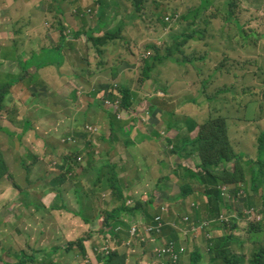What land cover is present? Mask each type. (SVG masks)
Returning a JSON list of instances; mask_svg holds the SVG:
<instances>
[{"label":"rangeland","instance_id":"1","mask_svg":"<svg viewBox=\"0 0 264 264\" xmlns=\"http://www.w3.org/2000/svg\"><path fill=\"white\" fill-rule=\"evenodd\" d=\"M35 1L37 10L42 8L44 12L48 11L50 2L54 1V4L49 18L43 15V20L41 18L37 20L38 25L43 22L44 25L41 27L44 30L23 31L21 40L24 44L32 43L33 45L32 38L37 35L41 38L40 52L23 57L29 62L33 60L42 62L45 54L53 52L50 47V39L45 37V33L49 30V35L52 33L60 35L59 28L66 34H69L71 29H77V32L82 33L85 29L93 28L98 18L94 9L97 1L102 2L103 7L106 8L104 17L109 18L108 26L101 29L100 36L107 31L112 32V28L117 27L119 21H124L125 27L121 40L109 42L105 46L103 55H98L96 52L98 47L96 48L97 56H93V66L95 65L96 68L94 72L93 70L88 72L82 81L76 83L75 86L60 85L59 93L56 92V94L47 86L43 91H36L38 95L50 101L45 100L43 103L40 101L41 99L33 95L29 88L32 83L18 82L13 79L12 97L4 103V111H0V127L4 129H0V152L4 159L10 163L8 164L10 166L9 179L2 180L5 187L0 190L1 192L8 189L7 195L0 200V255H2L1 248L5 241L14 245L11 249L12 252H16L17 249L13 243H17L15 238L14 240L6 239L5 235L12 233L13 236V232L17 231L18 233L26 232L31 239L36 235L41 237L40 231L54 228V224L61 216L66 217L72 214V211L78 212L79 203H83L84 211L91 220L98 219L100 215H106L105 211H111L115 205L112 189L107 187L106 190L103 185L97 186L94 185V182L98 178L95 170L104 167V183L106 185V182L112 177L107 168H112L113 163L119 169L117 174L119 187L125 185V188L131 192V196L125 195L126 206L133 208L136 202L145 201L142 207L134 211V216H130L131 221L127 224V228H122L119 231L123 236L113 239L115 245L117 242L121 243L122 240L126 241L129 238L128 232L132 225L139 226L140 231L146 233L145 237L137 236L136 240L131 239L130 246L120 245L123 252H118L119 254H132L128 264H139V259L140 264H170L168 259L160 258L154 249L150 248V242H147L150 235L142 226V224H151L154 218L162 212V208H164L163 221L165 224L166 221L169 222L167 226L170 229L166 230L160 239H157L161 240L160 246L171 242L175 248L184 247L179 252L180 256L175 264H193L195 255L200 257L197 264H224L218 257H213L209 253L214 244L213 239L223 237L224 234L225 238H229V243L223 248L218 247L217 250L231 251L234 256L245 257V261H247L252 247L250 244L241 246L240 242L248 240L250 224L258 221L260 217L259 213L255 211L248 221L244 220L249 213L245 209L248 206L243 200L247 193L242 188L243 184L237 186L234 183L228 185L226 183L220 187L219 190H222L226 208L225 212L219 213V215L212 212L215 205L214 203L211 205L204 194V184L194 183L195 193L182 202L180 186L185 183L179 178L170 176V171L178 168L180 175L185 173L179 168V164H181L185 168L191 166L194 172H198L193 167L195 163L191 161L193 165H189L188 160L178 162L175 156L170 154L171 146L167 145V141L159 143L158 146L155 141L142 140L140 142L141 138H137L133 134L135 130L138 131V134L141 133L142 129H147L150 132H162L164 125L158 110L161 105L168 111L167 113L173 115L175 121L182 122L185 118L192 116L196 108L195 99L201 102L207 97L216 96L215 99L209 100L211 104L208 105V110L201 120H207L210 116L226 119L229 126L230 148L234 154L235 152L236 154L244 153L247 155L245 158L248 161H252L254 157L258 156L259 141L264 137V0H250V4L254 8L253 11L243 6V0H216L211 10L206 13L207 15L215 14L212 19L215 27L212 31L214 44L219 47L218 42H225L224 48L226 49L225 52L214 57V60L199 64L206 67L202 77L209 76V93L207 95H202L196 90L202 87L201 82L193 83L200 76L196 73H191L189 77L187 75L189 63L187 57L190 56L188 43L185 45V49L182 47L175 53V57L187 61L186 65L176 66L169 61L168 65L171 64L170 68L173 70L163 71L164 78L158 73L150 74L148 78L144 74L146 64L149 63V59L145 58L146 53L154 54L151 50L148 52L145 50L155 45L159 47L158 51L161 54L165 53L167 49L166 34L168 33L169 37L175 27L183 24L181 17L183 9L198 6V0H190L188 6H186V1L182 3L183 0H144L145 5L140 13L135 11L129 0H91L94 3L87 2L88 0H79L80 5L77 4L78 0ZM245 8L250 11L246 13ZM113 11L117 12V18L111 23ZM176 14L180 16L177 22L166 21L167 17L171 18ZM192 14L194 15V12L191 13V16H193ZM227 15L230 17L228 18ZM223 22L228 25H224L225 28L222 32L220 28ZM244 22L247 23L246 26L253 24L252 28L258 36L252 40L250 46L245 48L241 47L239 43V38H242L240 34L242 27L240 30L239 26ZM81 36L84 35L80 34V41H76L72 50L73 55L78 59L85 56V61L90 62L89 57L92 56V53H87ZM5 42V40H0V48ZM42 46L45 49H42ZM8 48L6 47V50ZM27 52L30 51L25 49L20 53L27 54ZM105 61L107 62L103 64ZM15 65L8 63L7 71H11ZM25 70L29 72H23L24 77L36 71L29 69L28 66L25 67ZM168 80H170L169 89L166 82ZM8 81L9 79L6 77H1L0 87L6 85L5 83ZM191 82L195 85L194 87ZM121 86L129 89L132 94L133 100L129 110L123 107V96L118 94ZM73 91L84 97L85 101L83 102L86 103V106L79 102L80 98L79 100L75 98L77 95ZM112 91H115L114 94L117 95L113 100L109 98ZM61 99H63V103H58L62 101ZM51 100L55 102L52 103ZM67 100L69 106L64 105V101ZM89 105L92 107L90 116L84 117L83 111ZM212 109L216 111L213 113ZM31 118L39 121L40 128L35 124L34 127L38 134L47 137L50 143L48 150L44 149L41 162L36 167L42 180L34 184H30L29 179L26 178L25 167L19 168L22 160L19 153L24 149V145L17 140V133L24 130L23 123ZM113 121H121L124 127L131 123L134 128L128 130L125 127L126 135H123L118 130V126L112 128ZM137 124L139 126L135 128ZM180 126L184 127L183 124ZM74 130L86 132L87 137L75 136L76 139H74L67 136ZM183 134L190 137L196 136L195 133L188 134L187 130H184ZM163 135L172 139L171 137L175 134L170 135L163 131ZM134 141H136L135 145L127 144ZM220 147L221 144L218 145V149ZM66 154L71 155L75 160V163L72 162L74 172L69 175L75 174L77 178L69 180L67 185L63 186L60 198H56L55 195L52 204L45 206L41 198L50 192L47 188L51 187V179L57 175L53 174L54 171L51 170L57 164V160L54 158ZM92 156L93 163L90 160ZM165 157H169V163H172V166L161 164L166 161ZM89 161L91 165L90 163L87 165ZM196 161L198 164L199 161ZM150 164H152V170L148 169L147 171L146 166ZM85 166L90 167L89 173L85 172ZM230 166L234 167V162ZM160 169L165 174L160 175ZM239 175L244 178V187L250 184L251 174L247 167L238 169ZM168 176L171 180L168 179ZM80 179L86 182L82 192L74 183ZM8 180L13 184L17 183L24 191L16 192L8 185ZM189 181L193 182L195 179ZM261 196L264 198V190ZM17 204L20 205L17 206ZM55 204L60 208L56 213H52ZM62 205H65L67 209L61 208ZM151 205H155V208L158 207L159 210L153 209ZM17 207L21 217L20 221L17 220L19 219L16 212ZM32 209L35 210L32 214H37L28 220ZM260 210H262V206L258 208V211ZM196 211L200 212V216L195 219ZM181 216L182 218H180ZM232 217L240 218L237 220V230L226 226L225 219ZM33 218L36 220L34 223ZM144 218L151 220L145 222ZM30 220L33 223L31 226L28 225ZM13 222L24 224H22V228L16 229ZM192 222H200V224L193 226ZM33 225L37 226L36 235L31 230ZM73 227L74 232L69 230L71 237L78 232L83 235L84 227L80 218L75 219ZM94 231L102 233V229H97V223ZM102 234L105 236L104 233ZM152 240H156V238L153 237ZM6 248L8 249L7 246ZM10 254L9 252V256ZM6 260L9 261V257ZM87 261L90 260L87 259ZM82 263H84L83 260H78L74 264Z\"/></svg>","mask_w":264,"mask_h":264},{"label":"trees","instance_id":"2","mask_svg":"<svg viewBox=\"0 0 264 264\" xmlns=\"http://www.w3.org/2000/svg\"><path fill=\"white\" fill-rule=\"evenodd\" d=\"M132 2L135 11L140 13L142 11L143 6L145 5L144 0H129ZM216 0H205L202 2L199 11L195 10L193 16L191 14L182 15V22L184 24V31L176 30L175 27L174 30H172V34L165 39L166 41V51L165 53H160L158 51V46H151L150 48L146 49L145 52L152 51L154 54L146 53V59H149V63L146 64V69L144 71L145 77L148 78L150 74L158 73L162 78L164 76L162 75V72H169L173 69L170 68V65H168V62H172V64L176 66H184L187 64V61L180 60L178 57H175V53L177 50H180L182 47L185 49V45L188 43L189 45L191 42H194L195 44H198L196 46L190 45V50L193 49V55L187 57L188 58V69H187V75L190 76L191 73H196V75L200 76L196 78L194 84L201 82L202 87L200 89H196L200 94L207 95L208 92V86H209V76L202 77V73L206 69L205 65L200 66V63L203 62H210L214 59L212 55H206L202 54L206 49L207 46L204 44L207 40L208 36L211 37L212 40H214V36L212 31L215 29L214 24L212 22V19L215 17L214 13H210L207 15L206 13L211 10L214 2ZM87 2L94 3L91 0H88ZM94 9L96 10L97 15V22L95 26L91 29H85L82 33L76 32L73 33L74 38H79L80 34L84 35L85 41L83 42L87 53H92V56L89 57V61L87 62L86 57H81V59H78L77 56L73 55L72 50L74 49V42L71 41L69 34L64 33V31L59 28V31L61 34L59 35V38L57 41H55V48H53L50 44V47L52 48L53 52H50L48 54L44 55V60H42L41 64L45 65L44 67L40 66L38 63L40 61L35 60L34 65L37 70L36 77L32 76H13V73L6 72V78L9 79L8 82H6V85H3L0 87V111H4V103H6L8 95L12 92V86H13V79H16L18 82L23 81L25 79H29V82H32L35 84L34 87L31 88L32 94L35 95L37 98L41 99V102H45V100L50 101L49 99H45L44 97H41L37 94L36 91L38 90H45V86H47L52 92L56 94V92L59 93V86H75L76 83L82 81L86 74L90 71L96 68V66H93L94 57L98 55H103L105 53V46L109 44V42H115L117 40H121L122 38V32L125 27L124 21H119L117 27L112 28V32L107 31L102 36H100V31L103 27L108 26L109 18L106 19L104 17L106 8L103 7L102 2L99 3L97 1L95 3ZM250 10H247L249 12ZM117 12H112V20H115L117 18ZM204 16V17H203ZM228 18L230 15H227ZM200 19V20H199ZM179 19L174 20V22H177ZM191 20V21H190ZM244 22L243 24H245ZM182 24V25H183ZM181 25V26H182ZM247 25V23H246ZM179 26V27H181ZM240 30L242 27V30L240 32L242 36V43L244 41V45L247 44L251 38L257 37L255 32H251L250 35L246 34V27L243 28V25H240ZM225 26L220 28V30L223 32ZM95 34V35H94ZM82 43V42H81ZM225 43V42H222ZM98 47V48H97ZM97 48V50H96ZM103 48V49H102ZM42 49H45L42 47ZM188 49V48H187ZM96 50V52H95ZM225 48L224 51L225 52ZM222 52V53H223ZM68 54V58L65 57V54ZM197 53H200V56L197 55ZM59 55L57 59H53L51 57L52 55ZM8 59V58H7ZM107 61L103 62L106 63ZM2 63H0V77H2L1 69ZM45 67H48V69L52 70L51 72H45L43 73V69ZM134 67V66H132ZM192 67V70H190ZM41 73V74H40ZM36 74V72H34ZM191 81V79H190ZM167 86L169 89L170 80L166 81ZM192 84V82H191ZM192 84L194 87L195 85ZM121 90H118V94L123 96V107L126 110H129L132 104V94L130 93L129 89L124 88L123 86L119 87ZM74 94L76 93L77 97L80 98L79 102L82 104L86 103L84 97H81L80 93H77L76 91H73ZM115 91H112L109 94V98L111 100L114 99L117 95L114 94ZM215 99L216 96L207 97L204 101L199 102L197 99L194 100V103L196 104V108L192 113V116L189 118H185L184 121L178 122L175 121L173 115L170 113H167L168 111L163 108V106H159L158 110L160 111V116L162 118L163 122V130L161 133L159 132H148L145 130V133L147 135V139L155 141V143H166L167 145L171 146V155L175 156V158L178 160V162L181 161H189V165H193L191 161L195 163V169L198 172H194L192 170V167H183L181 164H179V168L185 172L183 174H179L178 168L174 169L173 171H170V176H173L174 178H179L180 180L184 181L185 184L180 186L181 189V196L180 199L182 202H185L190 196H192L195 191L193 190V184L199 183L204 184V194L209 199L211 205H215V208H212V212L219 215V213L225 212L226 204L223 202L222 198V190H219L222 185H225L227 183H234L237 186L240 184H243V189L247 191L246 195L244 196L243 200L247 204L248 207H245L246 211L249 213L248 217L244 218L245 221H248L251 214L257 211L259 213V220L255 221L250 224L248 228V235L249 238L246 241H241L240 245L244 246L245 244L251 245V252L249 254L248 260L245 261V257H236L234 256V253L231 251H219L217 250L218 247L223 248L229 243V238H225V234L223 237H217L213 239V246L211 247L210 254L213 257H218L220 260L224 262V264H264V198H262L261 193L264 190V137L260 138L259 141V154L258 156L254 157L252 161L246 160L244 153L234 154L233 150L230 148L231 141L229 139V126L227 125V120L223 118H212L211 116L207 119L202 121L200 118L201 113H205L208 110V105L210 99ZM62 101H59L58 103H63ZM52 103L55 101L51 100ZM68 100L64 101L65 106L68 105ZM94 105V104H93ZM95 106V105H94ZM92 110V107L89 105L84 111L83 115L84 117H89L90 112ZM213 113L216 111L212 109ZM158 114V113H157ZM34 118H31L28 121H25L23 123L24 130L20 131V133H17V140L19 143H22L24 145V152H23V159L22 164L26 169V178L29 179L30 184H34L37 181H41L42 177L39 175L38 170H36V167L39 166L44 149L47 151L50 147V143L47 137L40 136L34 127V124L37 125L38 128H40V124L38 123ZM141 122V120H140ZM180 124H183L184 127H181ZM236 125V124H234ZM118 126V130L123 133V135H126L125 127L128 130H132L134 127H132V124L129 123L127 125L121 124V121H113L112 122V128ZM138 124L135 126V128H138ZM143 126V125H142ZM28 127V129H27ZM140 128V127H139ZM0 129L4 130L0 127ZM187 130L188 134L195 133L196 136L190 137L189 135H184L183 131ZM163 131L165 133L175 134L172 139H168V137H165L163 135ZM86 132H79V131H72L67 136L70 138L76 139L75 136H84L87 137ZM154 133V134H153ZM179 133V134H178ZM15 134V133H13ZM140 142L142 140H145V137L139 136ZM136 144V141L134 142H128L127 144ZM217 143V144H216ZM221 144L220 149H218V145ZM195 157V158H194ZM166 161L161 164H165L166 166L170 167L172 166V163H169V157H165ZM57 160V164L53 167L52 170L54 171L53 174H57L52 178L51 181V192L53 194H56V198H60L62 195V188L63 186L67 185L69 180H75L77 178V175L75 177V174L69 175L73 171V163H75V160L72 159V156L69 154H66L61 157L54 158ZM91 163H93L94 159L93 156L91 157ZM199 163L197 164V161ZM236 160V161H234ZM73 162V163H72ZM234 162V167H231L230 164ZM90 161L87 165H89ZM90 163V165H91ZM72 165L70 169L66 168V165ZM248 168L250 174H251V182L249 185L245 186V181L243 176H238V169H245ZM88 166H85V172L89 173ZM235 171H233V169ZM109 173L112 175L109 181L106 182V185L104 183V167L98 168L95 171L97 172V180L94 182V185L100 186L103 185L104 189L107 190V187L112 189V198L115 201V205L113 206V209L111 211H105L106 215H101L105 218L103 227H102V233L105 234V238H109V231H113L115 234V237H121L122 232L117 231L119 227L121 228H127V224L122 221L123 218H130V216H134V211L138 210L142 205L144 204L143 200H140L136 202L135 207L130 208L126 206V201L124 197V188L119 187V181H118V170L117 167L112 164V168H107ZM162 174H165L162 172ZM10 176V169L8 167L7 162L4 159V156L2 152H0V190L5 187V185L2 183V180L4 178L9 179ZM170 176H168V179H170ZM193 182H188V180H194ZM14 181L13 179H10ZM171 180V179H170ZM84 180L80 179L79 181H73L77 184L78 189L82 192L84 189V186L82 184ZM9 186L14 188L15 190L21 189L17 183L13 184L11 181H9ZM7 187V188H10ZM48 189V188H47ZM8 189L0 192V200L7 195ZM41 201V200H40ZM119 203V206H117ZM262 206V210L258 211V208ZM151 207L154 209V206L151 205ZM63 209H67L65 205H62ZM41 210L39 205V211ZM157 210V209H156ZM68 211H71L68 209ZM80 211V212H79ZM78 212L72 211L73 213H78L77 215L86 222L91 223V219L89 216L86 215L84 211L83 203L80 204V210ZM37 214V213H36ZM35 214V215H36ZM200 216V212L196 211L195 219L196 217ZM182 218V216L180 217ZM15 219H17L15 217ZM159 219V220H158ZM240 218H227L225 219L226 226L232 227V230H237V220ZM18 220V219H17ZM32 220V219H31ZM31 220L29 221L28 225H32L36 220L33 218V223H31ZM129 220V219H128ZM169 222L166 221V224L163 221V218H160V216L156 217L154 221L150 224V227L152 228V231L149 233L150 237L147 239L150 243H160V239L166 230L170 229V227L167 226ZM21 222H13V226H15L16 229L22 228ZM196 224V225H195ZM200 224V222H192V225L197 226ZM225 226V227H226ZM224 228V227H223ZM36 229L37 226L33 225L31 230L32 233L36 235ZM224 230V229H223ZM42 233V231H40ZM39 233V234H40ZM124 233V232H123ZM38 236V235H37ZM129 236V235H128ZM127 236V238H128ZM138 237H145L146 233L138 231L137 234ZM155 237L156 240H152V238ZM86 238V237H85ZM85 238H79L74 242L67 243L66 249L68 251H71L72 248L78 247L81 250L82 254H86V249L84 247ZM136 240V237L134 238ZM13 244V243H11ZM14 247V245L9 244V251L3 249L2 255H0V263L3 264H53L52 256L50 255L51 252L42 251V250H31V252L28 249L20 248L16 249V252H12L11 249ZM182 248V247H181ZM177 249V253H179L180 249ZM9 252L10 254L9 256ZM124 254V253H123ZM126 255V254H125ZM121 255L119 253H113L108 257H105L99 261V263L102 264H126V256ZM9 257V261L6 259ZM200 260L199 255H195L194 257V263L197 264Z\"/></svg>","mask_w":264,"mask_h":264},{"label":"crops","instance_id":"3","mask_svg":"<svg viewBox=\"0 0 264 264\" xmlns=\"http://www.w3.org/2000/svg\"><path fill=\"white\" fill-rule=\"evenodd\" d=\"M186 1V6H188V3L190 2V0H183L182 3H184ZM205 0H198V6L191 8L189 7L188 9H183V15H187V14H191L192 12H196L195 10L199 11L198 8H200L202 2ZM54 1L50 2V4H48L49 9L47 12H44L42 8H39V10H37L36 7V1L35 0H0V40H5V44L0 48V63H2V69H1V73H2V77H6V72H10L13 73V76H23V72L28 73V70H25V67L28 66L29 69H35L36 67L34 65V61L29 62L28 60H25V58H23L25 55H30V54H37L40 52L41 47L39 48V44H41V38H39L40 36H36L33 39V45L32 43H30L29 45L24 44V42H22L21 38H23L22 34L23 31H41V29H43L41 26H43V22L41 24L38 25V21L40 20L39 18H41L43 20V15L47 16L49 18V16L51 15V11L53 10V5ZM77 4H79V0L77 2ZM56 5V4H55ZM80 5V4H79ZM243 6L248 7V9L254 10L253 5L250 4V0H243ZM182 9V7H181ZM248 9L245 8V10L247 11ZM38 18V19H37ZM22 23H24V25H22ZM224 25H228V24H223ZM25 28H24V27ZM73 26V25H72ZM252 25L246 26V24H243V28H252ZM74 27V26H73ZM76 27H78L76 25ZM184 24L181 27L176 28V30H181L184 31ZM54 29V28H53ZM74 29H76L74 27ZM44 30V29H43ZM76 30H72L69 33V36L71 39V41L74 42V44L76 43V41H80L79 38H74V35H72L73 33H76ZM45 33V32H44ZM49 32L45 33L47 38L50 39L51 41V46L53 48H55V41L58 40L59 35L57 33H52V35L48 34ZM48 34V35H47ZM7 35V36H6ZM83 37V38H82ZM82 41H85L84 36H81ZM166 38H168V33L166 34ZM242 38H239V43L240 45H242ZM24 44V45H23ZM207 46V49L202 53V54H206V55H212V57H216L217 55H219V53L224 51V45L225 43L222 42H218V45L214 44V41L211 39L210 36H208L207 40L204 43ZM19 45H22L19 47ZM192 46H196L198 44H195L194 42H191ZM32 46V47H30ZM6 47H9L6 50ZM43 47V46H42ZM75 47V45H74ZM28 50L30 51L29 53H23L21 54L20 52H24V50ZM6 50V51H5ZM5 51V52H4ZM189 54L192 56L193 55V49L189 50ZM198 56H200V53H197ZM51 57H53V59H57L58 55H52ZM65 57L68 58V54H65ZM8 58V59H7ZM211 58V59H213ZM12 63L13 65H15L13 68H11V71H7V65L8 63ZM7 63V64H6ZM5 64V65H4ZM40 66L44 67L45 65H42L41 62L38 63ZM52 70L48 69V67H45V69H43V73L45 72H51ZM36 74H34V72L30 73V76L35 77L37 75V70L35 71ZM41 74V73H40ZM18 76V77H19ZM38 76V75H37ZM1 78V77H0ZM34 80V79H33ZM32 82H29V79H25L23 81L20 82H29L32 83V85L29 88H32L35 86V84ZM11 93L8 95L7 100H10L11 98ZM203 115H205V113H201L200 118L202 119ZM147 130V129H145ZM145 130L142 129L141 133L138 134V131L135 130L134 134L137 138H139V136H143V137H147L148 134L145 133ZM148 131V130H147ZM20 132V131H19ZM150 133V131H148ZM148 140L149 142H153L152 140L149 139H145ZM119 145V144H118ZM23 152L24 149L22 151H20L19 155L20 157H23ZM130 162V159H129ZM43 164V163H42ZM113 164V163H112ZM114 166L117 167L118 173H119V169L118 166L113 164ZM163 165V164H162ZM165 165V164H164ZM21 168V167H19ZM17 168V169H19ZM152 170V164L146 166V170L148 171ZM52 170V169H51ZM53 171V170H52ZM159 173V171H158ZM165 173V172H164ZM160 175L162 174V171L160 169ZM120 177V175H119ZM121 180V179H120ZM52 181V179H51ZM122 181V180H121ZM123 182V181H122ZM83 185H86V182L83 181L82 182ZM124 185V182H123ZM124 197L125 195H130L131 196V192L130 190H128L127 188H125L124 185ZM159 188V187H158ZM163 188V186H162ZM194 188V186H193ZM48 189L51 188L49 187ZM62 190V189H61ZM194 190V189H193ZM56 194H53L52 192H48L45 196H43V198H41L42 202L45 204V206H49L50 204H52L53 199L55 197ZM112 200V199H111ZM114 200V199H113ZM171 201L173 202V199H171ZM80 204L79 203V210H80ZM155 206V205H154ZM54 208L52 209V213H56L57 211H59V206H56V204L53 206ZM62 208V206H61ZM88 216V215H87ZM79 217L74 216L73 214H69L68 216H61L56 223L54 224V228H50V229H45L42 230V233H40L41 237H39V235L35 236L33 239H31L29 237V235L26 232H17L14 231L13 232V236L12 233H10V235H5L6 239H13L15 238V240L17 241V243L19 245H16V242H13L15 244V246H17L18 249L20 248H24V249H28L30 252L31 250H42V251H47V252H51V258L53 261V264H74L76 263L78 260H83L84 263H86L85 260L90 259V262L88 264H96V257L94 256L92 252L93 246H91L92 239L90 237V239L88 241L84 242V247L86 249V256H84V254L81 253V250L78 247L72 248L71 251H68L66 249L67 247V243L72 242V241H76L79 238H83L84 236L87 235L88 231L90 230V227H93V220H91V223L87 224L86 222H84L81 218L80 220L83 223V227H84V233L83 235H81L80 232L73 234V236L71 237L69 235V230H71L72 232H74L73 230V226L75 224V219H78ZM126 219V218H124ZM129 220L127 221H131L130 218H128ZM19 221L21 220L20 218L18 219ZM145 220V218H144ZM151 219L146 218L145 222L150 221ZM128 224V223H127ZM142 226H147V225H143ZM3 241V240H2ZM3 247L1 248V250L5 249L9 251V242H3ZM8 247V249L6 248V246ZM122 251V250H120ZM123 252V251H122ZM125 255V254H123ZM128 255V256H127ZM126 256V264H128V261L130 260V255L132 254H127ZM99 262V261H98ZM82 263V264H84ZM139 264H140V259H139Z\"/></svg>","mask_w":264,"mask_h":264},{"label":"clouds","instance_id":"4","mask_svg":"<svg viewBox=\"0 0 264 264\" xmlns=\"http://www.w3.org/2000/svg\"><path fill=\"white\" fill-rule=\"evenodd\" d=\"M264 9V8H263ZM253 11V10H252ZM180 18V16L179 15H175L174 17H171V18H166V21L167 22H169V21H174V20H176V19H179ZM226 22H223L222 24H225ZM254 28H246V30H252L251 32H255L256 33V31H254L253 30ZM251 32H247L246 31V34H248V35H250V33ZM258 37V36H257ZM257 37H255V38H257ZM255 38H251L250 39V41L247 43V44H245L244 45V41H243V43H242V45H241V47H243V48H245V47H248V46H250L251 45V42H252V40H255ZM242 41V40H241ZM58 57H59V55H58ZM18 133H20V132H18ZM22 159H23V157H21ZM5 161L7 162V164H10V163H8V161L5 159ZM20 164H21V168L23 169V164H22V160H21V162H20ZM8 167H9V169H10V166L8 165ZM70 167H72V165L70 164H68V165H66V168H68V169H70ZM15 190V189H14ZM49 191H50V189H48ZM16 192H23L24 191V189H18V190H15ZM51 192V191H50ZM144 204H145V201H144ZM20 204H17V206H19ZM35 205V204H34ZM154 206V205H153ZM35 207H36V205H35ZM154 209L156 210H159V208L157 207V208H155V206H154ZM10 210H13V209H10ZM16 212H17V215H18V217L21 219V217L19 216V212H18V207H17V209H16ZM35 212V210L34 209H32L31 210V215L28 217V220L30 219V218H32L33 216H35V214H32V213H34ZM80 212V211H79ZM72 214L75 216L76 215V217H79V218H81L80 217V215L78 216L77 214L78 213H73L72 212ZM164 214V208H162V212L160 213V214H158L156 217H158V216H160V218H162V215ZM156 217L154 218V219H156ZM8 219H10V218H8ZM82 219V218H81ZM83 220V219H82ZM97 220V221H96ZM104 220H105V218L103 217V216H99L98 217V219H94L93 220V227L91 228L90 227V230L88 231V233H87V235L86 236H84L83 238H85V241H88L89 239H90V237L91 238H93L92 239V241H94V242H92V244H91V246H93V249H92V252L91 253H93L94 254V256L96 257V259H97V261H96V264H100L98 261H101V259H103V258H105V257H108V256H110L111 254H113V253H118V252H122V251H120L121 250V248L120 247H118V250H117V248L113 251V252H111L109 255L108 254H105L104 252H101L100 250H98L100 247H106V246H108V245H112V246H118V245H122V243L124 242V240H122L121 241V243H118L117 242V245H115L114 243H113V239H114V237H115V232L113 233V231H109L108 232V234H109V238H105V236H103V234L102 233H99V232H96V231H94L95 230V226H96V223H97V229L99 228V229H102V227H103V223H104ZM10 221V220H9ZM84 221V220H83ZM96 221V222H95ZM122 221H124V223H130L129 221H127V219H124L123 218V216H122ZM85 222V221H84ZM87 224H89V223H87ZM148 227H150V224L149 225H147V226H144V228L146 229V228H148ZM94 228V229H93ZM120 229V230H119ZM122 230V228L121 227H119L118 229H117V231L119 232V231H121ZM128 235H129V232H128ZM104 239V240H103ZM129 239V238H128ZM127 239V240H128ZM126 240V241H127ZM72 242H74V241H72ZM147 242H149L148 240H147ZM69 243H71V242H69ZM167 243H169V242H167ZM166 244V243H165ZM164 244V245H165ZM150 245H151V249L153 250L154 249V251H155V249H157L158 247H162V246H160V243H150ZM163 245V246H164ZM182 248H184V247H182ZM181 250V249H180ZM180 252V251H179ZM87 254V253H86ZM86 254L84 255V256H86ZM179 256H180V253H179ZM90 260V259H89ZM87 263H89L90 261H87V260H85Z\"/></svg>","mask_w":264,"mask_h":264},{"label":"built area","instance_id":"5","mask_svg":"<svg viewBox=\"0 0 264 264\" xmlns=\"http://www.w3.org/2000/svg\"><path fill=\"white\" fill-rule=\"evenodd\" d=\"M139 230H140V227L139 226L132 225L130 227V229H129V239L127 241H124L122 244L124 246H130L131 243H132V240L131 239H134L135 237H137V234H138V231ZM145 230L148 233H150L152 231V228L151 227H148ZM118 247H120V245H118L117 247L116 246H112V245H108L106 247H100L98 250H100L101 252H104L105 254H108L109 255L116 248L118 250ZM183 249L184 248H181V250H183ZM155 252L158 254V256L160 258L168 259V261H169L170 264H175L176 261H177V258L179 257V253H177V249L171 244V242L166 243L162 247H158L157 249H155Z\"/></svg>","mask_w":264,"mask_h":264}]
</instances>
